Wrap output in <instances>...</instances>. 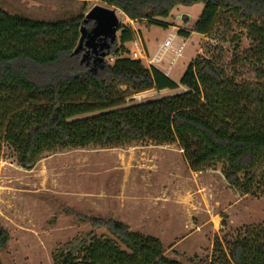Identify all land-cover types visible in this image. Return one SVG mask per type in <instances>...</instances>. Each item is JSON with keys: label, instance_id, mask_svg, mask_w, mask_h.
<instances>
[{"label": "trees", "instance_id": "obj_1", "mask_svg": "<svg viewBox=\"0 0 264 264\" xmlns=\"http://www.w3.org/2000/svg\"><path fill=\"white\" fill-rule=\"evenodd\" d=\"M101 1L130 20L163 26L155 18H169L177 6L203 3L190 30L179 34L226 41L215 28L222 11L246 27L255 44L254 65L240 73L221 46L208 44L175 82L125 56L124 44L134 33L122 26L120 44L115 42L106 56L114 62L105 58L87 65L74 52L84 13L54 21L0 6V133L17 162L32 167L46 154L67 149L178 143L193 171L220 164L231 188L264 195V0ZM120 86L133 94L175 92L117 108L124 103ZM89 221L106 232L91 230L60 244L53 264H183L166 255L160 239L124 222ZM8 241V232L0 230V251ZM189 264H264V228L247 227L227 241L226 250L218 242L211 257Z\"/></svg>", "mask_w": 264, "mask_h": 264}, {"label": "rangeland", "instance_id": "obj_2", "mask_svg": "<svg viewBox=\"0 0 264 264\" xmlns=\"http://www.w3.org/2000/svg\"><path fill=\"white\" fill-rule=\"evenodd\" d=\"M95 5L109 7L101 0H0V6L12 12L54 21L85 15ZM203 7V3L177 6L169 18H155L167 26L130 20L109 7L120 21L116 43L120 44L122 29L131 30L150 57L169 32L190 30ZM215 28L226 41L195 32L189 38L178 35L162 71L171 66L170 78L179 82L208 44L221 46L240 73L254 65L255 44L244 25L220 11ZM124 47L129 51L133 44ZM125 56L130 57V51ZM141 61L148 67L145 59ZM174 92L152 89L133 94L120 86L124 103L117 108ZM0 144V230L9 235L0 251L3 264H53L52 254L60 244L91 230L106 232L91 225L94 217L121 221L133 231L160 239L166 255L183 264L211 257L218 242L226 250L227 241L247 227L264 228L263 194L231 188L220 164L193 171L178 143L67 149L46 154L32 167L17 162L1 133Z\"/></svg>", "mask_w": 264, "mask_h": 264}, {"label": "water", "instance_id": "obj_3", "mask_svg": "<svg viewBox=\"0 0 264 264\" xmlns=\"http://www.w3.org/2000/svg\"><path fill=\"white\" fill-rule=\"evenodd\" d=\"M90 21L93 22V26L88 29L86 24ZM119 24V17L115 9L95 5L84 16L79 44L74 52L79 53L85 45L88 50L93 48L97 53L96 58L100 62L104 61L109 54L111 46L117 41L116 34ZM98 46L102 50L100 53L97 52ZM86 54L87 52L84 53L82 61L85 60Z\"/></svg>", "mask_w": 264, "mask_h": 264}, {"label": "built area", "instance_id": "obj_4", "mask_svg": "<svg viewBox=\"0 0 264 264\" xmlns=\"http://www.w3.org/2000/svg\"><path fill=\"white\" fill-rule=\"evenodd\" d=\"M180 32V29L172 30L169 32L168 36L159 44L158 48L156 49L155 53L147 57L145 51L141 48L138 41H132L133 47L130 48V57L133 59H145L148 63V67H154L160 71L162 69L160 66H162V62L166 60V57L169 55V53L172 50L173 47V41L177 39ZM184 37V36H182ZM190 37V36H189ZM188 37V38H189ZM186 38V37H185ZM184 40L182 41V44H184ZM174 52H177V56L181 55L179 51L175 50ZM166 76L170 77L171 73V66H169L166 71H162ZM142 93V92H140Z\"/></svg>", "mask_w": 264, "mask_h": 264}, {"label": "flooded vegetation", "instance_id": "obj_5", "mask_svg": "<svg viewBox=\"0 0 264 264\" xmlns=\"http://www.w3.org/2000/svg\"><path fill=\"white\" fill-rule=\"evenodd\" d=\"M86 26L88 27V28H91L92 26H93V22H88L87 24H86ZM92 45H93V43H92ZM97 52L98 53H100L102 50L100 49V46H98L97 47ZM86 53L87 52V54H86V56H85V61L87 62V65L88 64H90V62L91 61H93L94 63H96V62H100L97 58H96V55H97V53L93 50V48H91V49H89L88 50V48L84 45L83 46V48L80 50V54L82 55L83 53Z\"/></svg>", "mask_w": 264, "mask_h": 264}]
</instances>
